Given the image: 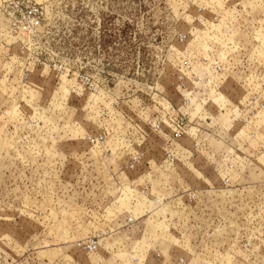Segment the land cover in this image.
Returning a JSON list of instances; mask_svg holds the SVG:
<instances>
[{
  "label": "rangeland",
  "instance_id": "374dc122",
  "mask_svg": "<svg viewBox=\"0 0 264 264\" xmlns=\"http://www.w3.org/2000/svg\"><path fill=\"white\" fill-rule=\"evenodd\" d=\"M0 264H264V0H0Z\"/></svg>",
  "mask_w": 264,
  "mask_h": 264
}]
</instances>
